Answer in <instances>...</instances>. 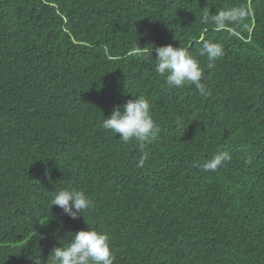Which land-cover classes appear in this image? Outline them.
<instances>
[{"label":"trees","instance_id":"16d2710c","mask_svg":"<svg viewBox=\"0 0 264 264\" xmlns=\"http://www.w3.org/2000/svg\"><path fill=\"white\" fill-rule=\"evenodd\" d=\"M232 8L223 29L203 19ZM205 40L225 51L212 68ZM168 44L209 95L155 72ZM134 96L159 128L142 167L138 142L102 127ZM73 188L93 202L76 219L51 205ZM90 227L114 264H264V0H0V264L46 261Z\"/></svg>","mask_w":264,"mask_h":264},{"label":"clouds","instance_id":"9594fccd","mask_svg":"<svg viewBox=\"0 0 264 264\" xmlns=\"http://www.w3.org/2000/svg\"><path fill=\"white\" fill-rule=\"evenodd\" d=\"M244 16L241 8L219 10L215 14H205L203 19L218 29L227 24L238 22ZM152 45L147 55L152 58ZM155 72L164 76L170 89L182 88L185 85L194 86L200 96L209 95L208 88L203 82L204 72L193 54L184 47L172 44L155 47ZM199 55L206 57L209 68L225 55L223 46L212 41H202ZM124 104L123 108L116 105L111 115L102 121L106 131L117 135L124 143L138 142L141 149L138 166H143L148 153L143 151L147 143L156 138L159 128L150 110V102L143 96H134ZM229 152L222 151L206 160L202 166L204 172H214L231 161ZM51 205L60 207L64 214L76 219L84 211L93 206V202L85 192L77 189H62L51 199ZM72 233V232H70ZM69 236V235H68ZM40 235V239H44ZM65 241H67L65 243ZM63 246L54 247L46 261L41 257L31 258L34 264H114L115 255L110 245L108 234L92 227L72 233L69 239L61 241Z\"/></svg>","mask_w":264,"mask_h":264}]
</instances>
